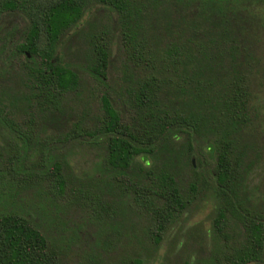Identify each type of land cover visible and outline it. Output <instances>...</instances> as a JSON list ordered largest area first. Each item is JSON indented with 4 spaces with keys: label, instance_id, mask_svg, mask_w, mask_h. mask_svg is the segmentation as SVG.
Returning a JSON list of instances; mask_svg holds the SVG:
<instances>
[{
    "label": "trees",
    "instance_id": "16d2710c",
    "mask_svg": "<svg viewBox=\"0 0 264 264\" xmlns=\"http://www.w3.org/2000/svg\"><path fill=\"white\" fill-rule=\"evenodd\" d=\"M241 14L230 0H0L2 170L61 193L74 167L55 147L98 143L103 171L149 215L154 244L205 183L215 212L202 264L264 259L256 25ZM47 118L50 134L36 123ZM199 153L213 160L205 177L191 161ZM57 257L32 221L0 213V264Z\"/></svg>",
    "mask_w": 264,
    "mask_h": 264
},
{
    "label": "rangeland",
    "instance_id": "374dc122",
    "mask_svg": "<svg viewBox=\"0 0 264 264\" xmlns=\"http://www.w3.org/2000/svg\"><path fill=\"white\" fill-rule=\"evenodd\" d=\"M230 2L239 7L241 15L251 16L256 25L253 53L257 64L253 87L260 109L259 134L264 146V0ZM13 21L18 26L16 32L20 31L22 24L16 18L4 17L2 23L5 27ZM113 63L116 64V60ZM96 108L97 105L93 110ZM36 123L47 125L46 134L55 131L48 118ZM1 142L4 151L5 141ZM102 154L98 143L92 148L78 143L55 147V157H68L74 167L73 174L72 171L66 173L67 184L61 193L49 192L44 184L24 182L19 185L12 174L2 170L6 155L0 156V213L15 212L32 221L57 253V264H202L213 248L211 221L215 205L210 188L200 183L195 196L168 224L160 242L154 244L147 235L149 215L135 204L132 196L126 198L116 181L106 175L101 167ZM191 161L200 177H205L206 170L213 166L212 158L204 153L192 155ZM258 165L263 172L257 178L260 179L259 189L264 192V151ZM95 166L99 168L94 169ZM130 171L131 168L127 173ZM130 175L148 182L136 168ZM177 178L183 186V194L190 197L193 194L189 188L190 173L179 170ZM91 196L93 201H89ZM247 264H264V259Z\"/></svg>",
    "mask_w": 264,
    "mask_h": 264
}]
</instances>
